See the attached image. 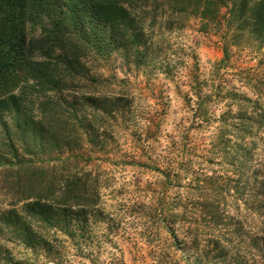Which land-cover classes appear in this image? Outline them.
Masks as SVG:
<instances>
[{"label": "rangeland", "instance_id": "374dc122", "mask_svg": "<svg viewBox=\"0 0 264 264\" xmlns=\"http://www.w3.org/2000/svg\"><path fill=\"white\" fill-rule=\"evenodd\" d=\"M198 5L135 7L138 41L0 111V264H264V36ZM22 166L45 168L56 195L29 189Z\"/></svg>", "mask_w": 264, "mask_h": 264}, {"label": "trees", "instance_id": "16d2710c", "mask_svg": "<svg viewBox=\"0 0 264 264\" xmlns=\"http://www.w3.org/2000/svg\"><path fill=\"white\" fill-rule=\"evenodd\" d=\"M160 1L177 0H0V111L17 112L21 96L64 89L65 74L82 67L91 52L131 36L138 41L135 7ZM197 1L202 17L216 15L222 7L230 8V15L237 13L241 20L240 31L243 28L239 26L245 24L255 36H264V0ZM50 105L55 103L48 100L40 104V109L47 112ZM56 112L53 110L49 119L60 123L63 116L57 117ZM26 123L30 129L43 127L42 121ZM40 131L43 136L44 131ZM253 160L252 155L242 151V166ZM8 161L0 157V166ZM20 169L21 173L27 172L22 175L29 189L56 195V180L45 174V168ZM258 187V210H264V174ZM82 195L69 189L64 201L70 206H90V200ZM33 196L38 202L49 199L42 194Z\"/></svg>", "mask_w": 264, "mask_h": 264}]
</instances>
